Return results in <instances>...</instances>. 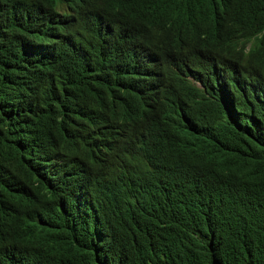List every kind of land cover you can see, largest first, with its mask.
Segmentation results:
<instances>
[{
    "label": "trees",
    "instance_id": "16d2710c",
    "mask_svg": "<svg viewBox=\"0 0 264 264\" xmlns=\"http://www.w3.org/2000/svg\"><path fill=\"white\" fill-rule=\"evenodd\" d=\"M34 1L44 4L46 17L29 28ZM216 1L230 5V0ZM55 2L0 0V247L35 264L54 236L56 255L51 263L43 257L41 264H264V126L258 122L224 124L231 144L213 139L179 154L189 178L169 170V202L147 220L156 232L140 247L131 252L123 245L108 248L80 233L75 200L49 184L52 174L45 165L71 170L86 158H113L148 134L157 163L175 160L173 133L156 130L166 110L177 104L172 96L179 72L167 59L173 52L191 60L198 50L190 40L163 41V46L154 39L161 64L160 56L136 40L140 29L121 18L119 33H108L106 47L103 38L88 43L84 36V44L75 48L64 42L54 46ZM156 2L129 0L128 12ZM125 4L100 0L98 7L123 14ZM175 14L191 28L200 21L187 0L176 2ZM249 27L264 51V16ZM156 65L154 74L146 73ZM199 107L189 104L187 111L198 116ZM236 144L240 149L232 147ZM142 174L155 181L147 170ZM132 211L131 202L121 201L117 214ZM116 225L106 223L104 231L113 237Z\"/></svg>",
    "mask_w": 264,
    "mask_h": 264
},
{
    "label": "clouds",
    "instance_id": "9594fccd",
    "mask_svg": "<svg viewBox=\"0 0 264 264\" xmlns=\"http://www.w3.org/2000/svg\"><path fill=\"white\" fill-rule=\"evenodd\" d=\"M105 1L111 4L113 0ZM128 1L121 14L98 7L100 0H56L51 18L56 26L53 44L64 42L75 48L78 42L84 44V36L88 43L103 38L106 47L108 33H119L116 29L119 18L128 27L140 29L134 33L136 40L155 58L160 56L161 64L163 54L153 44L154 39L163 46V41L190 40L198 50L193 59L182 60L173 52L167 59L170 69L179 72L172 96H177V104L166 110L156 129L161 135L173 133L172 141L178 149L176 158L157 163L148 134L143 141L128 145L113 158H86L71 170L55 165L45 167L52 174L47 175L49 184L62 188L75 200L76 226L82 235L91 240L101 239L108 248L123 245L131 252L156 232L148 226L147 220L157 209L163 211L169 202L165 184L169 170L179 169L189 178V168L179 154L202 147L213 139L224 138L231 144L232 140L223 131L224 124L241 127L258 122L264 126V51L256 33L249 27L264 16V2L230 0L229 7L225 8L216 0H187L197 9L200 20L191 28L175 14L176 2L181 0H157L154 5L136 6L131 12H128ZM32 3L26 24L29 28L37 18L46 17L44 4ZM93 25L96 27L87 33ZM158 68L156 65L146 73L154 74L153 70ZM189 104L200 106L198 116L187 111ZM232 147L240 149L237 144ZM143 170L155 181H147ZM229 184L228 188L234 181ZM121 201L133 204L129 216L117 214ZM113 222L117 225L111 237L109 230L104 231V225ZM55 239L56 236L40 255L41 259L49 258L50 263L56 255ZM41 259L37 264H41ZM0 264L35 263L6 252L2 245Z\"/></svg>",
    "mask_w": 264,
    "mask_h": 264
}]
</instances>
